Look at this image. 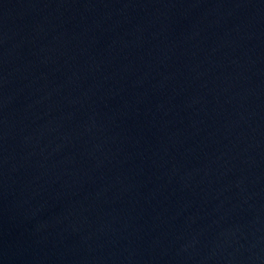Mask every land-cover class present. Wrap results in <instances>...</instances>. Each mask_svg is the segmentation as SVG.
<instances>
[{"label": "water", "instance_id": "water-1", "mask_svg": "<svg viewBox=\"0 0 264 264\" xmlns=\"http://www.w3.org/2000/svg\"><path fill=\"white\" fill-rule=\"evenodd\" d=\"M0 264H264V0H0Z\"/></svg>", "mask_w": 264, "mask_h": 264}]
</instances>
